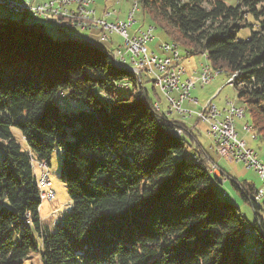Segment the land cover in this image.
<instances>
[{"label":"trees","instance_id":"trees-1","mask_svg":"<svg viewBox=\"0 0 264 264\" xmlns=\"http://www.w3.org/2000/svg\"><path fill=\"white\" fill-rule=\"evenodd\" d=\"M133 1L180 59L182 49L205 56L228 80L237 75L240 108L264 138V0ZM63 95L83 107L61 110ZM154 104L140 76L113 66L112 52L55 42L43 26L0 27V264H23L32 254L41 264H249L247 229L252 253L264 252L255 187L232 182L256 216L251 227L239 205L215 191L222 183L210 160L186 159L188 142L174 133L183 125ZM55 149L70 209L49 229L35 164L49 166Z\"/></svg>","mask_w":264,"mask_h":264},{"label":"rangeland","instance_id":"rangeland-1","mask_svg":"<svg viewBox=\"0 0 264 264\" xmlns=\"http://www.w3.org/2000/svg\"><path fill=\"white\" fill-rule=\"evenodd\" d=\"M222 1L226 2L229 6H234L235 4V0H222ZM103 3L106 2L98 1L96 4V9H98L100 5H103ZM134 5L135 3L133 0H113V2L111 1L109 2V7H112L111 10L115 12V15H119L118 17L121 20L126 19L128 17V12L131 11L132 7L134 8ZM27 16H28L26 23L27 25H30L31 23H36V20H32L33 18H31V16L29 15ZM134 17H135V25L132 28L128 29V34L132 35L134 33H138L139 30H146L149 27H151L150 17L148 15H143L140 9L135 13ZM0 18H3L4 20L3 22H0L1 28H4V25H8L9 22L21 23L23 21L22 16H14L8 10L4 9L1 6H0ZM81 22H83V20H81ZM38 23H41V21H38ZM83 23L97 24L88 21H84ZM53 29L54 31L53 33H51V35L53 36L52 38L55 42H64L65 39H68L70 35H73L75 33L72 32L70 28L57 30L56 27H53ZM95 30L99 31L100 33L99 35H101L100 30L98 29ZM79 32L85 33L86 35H89L87 33H90V31L85 32L82 30H79ZM79 32L78 34H80ZM245 34H247L246 31L242 33V36H244ZM114 38L116 42L115 48H118L123 45L122 38L118 36ZM97 43H98L97 45L98 48L100 47L104 49L107 47L104 43L98 41ZM164 43H167L166 37H164L158 29L154 30V39L148 45L149 52L151 53L152 51H154V53L157 54L158 56H162V51L160 50V47ZM180 53L182 60L180 58L179 60L180 62L182 61L181 62L182 66L187 71V78H189L192 81L195 80L197 83L196 87L191 92V98H193L194 100L197 99L198 105L193 106L186 103L183 107L184 111L193 113L194 117L192 118V121H196L195 119L197 118L195 115L198 112H200L203 108H205L209 103L212 106H214L218 111H223L224 109H226L227 107L226 102H231L234 103L235 105L238 103L237 104L238 106L243 105L242 102L238 100L237 92L233 87V85L230 83V81L234 80L233 77L231 80L228 81V77L225 74L216 75L208 85L202 87L201 85H199L200 82L198 83L199 75L202 66H206L207 64H209L207 58L205 56L186 57L182 49H180ZM142 80H143V87H145V89L149 91L151 99L154 100L155 102L158 101L157 105L160 107L161 112H158L156 110L155 112L158 115L166 116L171 121H174L172 118V114L166 112L168 108L166 97L161 92L158 86L153 88L152 80H154V77L147 76L144 73L142 75ZM123 86L127 87L128 89V86L126 84H124ZM117 91L121 97L123 98L128 97L129 90L118 88ZM142 91L144 92V90ZM56 103L61 110L67 112L80 110L83 107L82 103L70 101L69 98L66 97L65 95L56 97ZM173 114L176 115V113ZM186 119H188V116L187 118H185L184 116L182 117L179 116L178 120L176 121L182 126L183 125L182 123H184ZM246 123L249 125L250 124L253 125L252 119L249 115H247L243 121L237 120L236 123L237 133L240 134V137H242L245 140L248 148L252 149L256 153V155L258 156V160L264 164V138L261 136V134L258 133V131L255 130L253 132L249 131L251 134L245 132L243 130V126ZM182 128H183V132L186 135L182 133V130L178 129V131L181 132V135L184 136L183 139L185 140V142L186 141L188 142L186 148V159L188 161H191L193 156L205 157L206 155H208L218 166L219 170L225 172V176H224V179H226L225 184H219L215 181L214 184L215 191L223 201L233 204L237 203V205H239L240 207L241 214H243L247 218L250 226L253 227V223L256 216L250 205L243 202L239 193L233 187L232 182L237 181L241 184L247 183L248 185H253L256 190H259L262 187V180L260 179L259 175L255 171L246 168V166L243 165L242 163H236L234 161H230L228 159H224L218 156L214 149L213 140L208 134V126L206 124L204 123L198 124L196 132L193 133L195 138L189 135L190 133L192 134L191 130L185 129L184 126H182ZM13 135L15 140L19 143V145H21L23 149H26V142L22 138L20 132L13 129ZM253 135H256L255 139L252 137ZM191 141L193 142V144H191ZM212 164L213 163L210 164L209 162L210 166ZM37 175L41 176L40 169H37ZM216 176H218V174H216ZM48 177H49V181L51 182V190L54 192L55 198L53 200H45L42 202L40 207V218L44 227L53 229L70 209L69 195L66 186L62 180V153L59 149H55L52 153L50 165L48 166ZM224 194H226V197H223ZM2 206L3 204L0 201V209L2 208ZM259 213L261 214V216H264V212L260 211ZM253 235H247L249 237L248 238L249 246H248V250H246V252L244 253L246 260L249 264H253L259 261L260 259L264 258V252L261 251L260 247L257 246L258 249L257 253L253 254L251 251L252 248L255 247V245L253 244L254 241V237H252ZM23 264H41V263L38 262V256L32 254L29 259L23 262Z\"/></svg>","mask_w":264,"mask_h":264},{"label":"built area","instance_id":"built-area-1","mask_svg":"<svg viewBox=\"0 0 264 264\" xmlns=\"http://www.w3.org/2000/svg\"><path fill=\"white\" fill-rule=\"evenodd\" d=\"M98 1L110 2L113 0H0V5L8 9L15 15L28 14L34 19H45L48 23H55L58 29L70 28L82 31H93L96 26L105 27V35H99V42L108 44L112 38L118 36L123 39V45L112 51L117 63L123 66H133L142 75L154 77L155 85L166 97L168 112L177 113L185 118L193 117L192 112L183 110L185 101L193 102L191 92L195 88V83L187 78L186 69L181 66L179 58L176 56V47L169 43L161 46L162 56L154 52H149L148 45L154 39V29L139 30L138 33L124 34L125 25H135V13L138 8H133L128 12V17L119 20L111 9H106L102 17L97 16L95 9ZM81 11L93 14L99 18V25H91V29L81 28L77 22H63L57 19V12ZM216 75L212 71H207V67L202 66L199 81L202 87L208 85ZM177 94V95H175ZM156 111H160L157 103L154 104ZM188 113V114H187ZM199 123L208 126V134L213 140L215 152L218 156L236 163H242L246 168L255 171L262 180L261 189L257 190L255 201L258 205L264 203V164L258 160L256 153L248 148L247 143L238 137L236 131L237 117H244L242 111L236 109L234 103L229 102L226 109L218 111L210 103L196 115ZM243 130L249 134L247 123ZM175 135L180 137L181 132L177 129ZM41 170L39 196L42 201L53 200L55 194L51 188L48 178L46 163H40ZM218 174V180L225 184L223 174L218 166L213 163L210 166ZM226 195V194H224Z\"/></svg>","mask_w":264,"mask_h":264},{"label":"crops","instance_id":"crops-1","mask_svg":"<svg viewBox=\"0 0 264 264\" xmlns=\"http://www.w3.org/2000/svg\"><path fill=\"white\" fill-rule=\"evenodd\" d=\"M37 1H39V0H37ZM112 2V1H111ZM114 3H116V2H114ZM111 9L112 7H109V2L108 3H103V5H100L99 7H98V9H96V7H95V9L97 10V16L98 17H102V15H103V12L106 10V9ZM119 16V15H118ZM58 19V18H57ZM118 19L119 20H121L119 17H118ZM0 22H3L4 20H3V18H0ZM32 20H34V19H32ZM59 20V19H58ZM124 20V19H123ZM23 21H24V24L25 25H27L26 23H27V17H23ZM38 21H41V23H38ZM65 21L66 22H68L69 20H67V19H65ZM34 22V21H33ZM32 25H34V26H36V25H38V26H43V28L51 35V33H53V31H54V29H53V27H55V24H49L45 19H37L36 20V23H31L30 25H27V26H32ZM48 25V26H47ZM50 28V29H49ZM81 28H83V29H90V28H85L84 26H81ZM95 29H98V30H100V32H101V35L103 34V31H102V29L101 28H95ZM72 32H75L73 35H70V37L68 38V39H65L64 41H68V40H78V41H87V42H89L90 44H93V45H95V46H97L98 45V43H97V41L99 42V31H97V30H93V31H90V33H87V34H89V35H86L85 33H82V32H79V29H70ZM52 31V32H51ZM77 32V33H76ZM78 32L80 33V34H78ZM86 32V31H85ZM51 37H53L52 35H51ZM116 37V36H115ZM107 47L106 48H104V49H106V51H108V52H112L113 50H115V49H117V48H115V45H116V42H115V38L113 37L112 38V41H111V43H108V44H105ZM119 48V47H118ZM161 49V48H160ZM152 52H154V51H152ZM116 60V58H114V56H113V64H114V61ZM182 62V61H181ZM115 66V65H114ZM181 66H182V63H181ZM215 75H218V73H215ZM219 75H221V74H219ZM192 77V76H191ZM193 78V77H192ZM196 78V77H195ZM198 78V77H197ZM229 81V80H228ZM194 83H195V87H196V85H197V83H196V81L194 80L193 81ZM200 81H198V83H199ZM199 85H200V83H199ZM175 95H177V94H175ZM193 99V98H192ZM155 102V101H154ZM155 103H158V101H156ZM186 103H188L189 105H193V106H196V105H198V101H197V99H193V102L192 103H190L189 101H185L184 102V104H183V107H184V105L186 104ZM229 102H226V105L228 104ZM238 104V103H237ZM236 104V105H237ZM78 105V104H77ZM225 105V106H226ZM238 106V105H237ZM236 106V107H237ZM239 107H242V106H239ZM168 108H167V111L166 112H168ZM164 111H165V109H164ZM179 116L180 117H182V115H180V114H177L176 113V115L175 114H172V118H173V120L174 121H176V120H178V118H179ZM194 117V116H193ZM193 117H191V118H188V119H186V121H184V123H182L183 124V126H184V128L185 129H187V130H191L192 131V134L193 133H195L196 132V129H197V126H198V124H199V121L197 120V119H195L196 121H192V118ZM244 120V119H243ZM243 120H239V121H243ZM236 131H237V128H236ZM238 134V133H237ZM238 137L241 139V140H244L242 137H240V134H238ZM245 141V140H244ZM191 144H193V142L191 141ZM204 155H206V154H204ZM203 158H205V159H209L210 160V164L211 163H214V161L208 156V155H206L205 157H203ZM221 171V173L223 174V177L225 176V172H223L222 170H220Z\"/></svg>","mask_w":264,"mask_h":264},{"label":"bare ground","instance_id":"bare-ground-1","mask_svg":"<svg viewBox=\"0 0 264 264\" xmlns=\"http://www.w3.org/2000/svg\"><path fill=\"white\" fill-rule=\"evenodd\" d=\"M134 8H137V5H136V3H135V5H134ZM57 18L59 19V21H63V22H66L65 21V19H67V20H71V21H73V22H77V23H80L81 24V26H84L85 28H90L91 29V25H99V19H96V17L93 15V14H90V13H84V12H81V11H74L73 13H71V12H57ZM92 18H94V19H92ZM76 20V21H75ZM81 20H83V22L84 21H88V22H94V23H97V24H87V23H83V22H81ZM101 28L102 29V31H103V34L102 35H105V27H103V26H96L95 28ZM133 26L132 25H125V27H124V34H128V29H130V28H132ZM150 28H152V27H150ZM153 29V28H152ZM174 47H176L175 45H174ZM161 48V47H160ZM176 56L179 58V54H178V50H177V47H176ZM114 65H115V67L116 68H118V69H121V70H125V71H128V72H130V73H132V72H134V73H132L135 77L137 76V77H139L140 76V74H138V71H136V69L135 68H133V66H123V67H121L120 66V64H118L117 63V60H115L114 61ZM204 67H207V71H211L210 70V68H209V66L208 65H206V66H204ZM237 77V75L235 74V75H233V79H235ZM232 82H233V80L232 81H230V83L232 84ZM236 109L238 110V111H242L243 113H244V110L242 109V108H240V107H236ZM170 114V113H169ZM245 114V113H244ZM244 119V117H237V120H243ZM247 126H248V129H249V131H252V127L249 125V124H247ZM46 168H47V165H46ZM211 173V175H213V176H215V177H218V176H216V172L213 170V169H211V171H210ZM38 180V187H39V184H40V177L37 179ZM39 210V209H38ZM27 218H28V216H27ZM27 224H29L30 225V221H27ZM247 227H249V226H247ZM249 228H251V227H249ZM252 229V228H251ZM245 234H247V235H250V234H254V232L253 231H251V230H249V229H247V230H245ZM247 237V236H246ZM253 237V236H252ZM253 251H255V250H253Z\"/></svg>","mask_w":264,"mask_h":264},{"label":"water","instance_id":"water-1","mask_svg":"<svg viewBox=\"0 0 264 264\" xmlns=\"http://www.w3.org/2000/svg\"><path fill=\"white\" fill-rule=\"evenodd\" d=\"M1 6V5H0ZM1 7H3V6H1ZM4 8V7H3ZM4 9H6V8H4ZM6 10H8V9H6ZM9 11V10H8ZM10 12V11H9ZM11 14H13L14 16H22V18L23 17H28L27 15L28 14H20V15H15L14 13H12V12H10ZM30 16V15H29ZM32 18V17H31ZM34 19V18H33ZM34 20H37V19H34ZM49 24H52V23H49ZM53 24H55V23H53ZM15 25L17 26V27H33L34 25H32V26H27V25H25L24 24V21H22L21 23H15ZM55 27L57 28V26H56V24H55ZM45 30V29H44ZM57 30H62V29H58L57 28ZM46 31V30H45ZM47 32V31H46ZM48 33V32H47ZM49 34V33H48ZM50 35V34H49ZM51 36V35H50ZM52 38V37H51Z\"/></svg>","mask_w":264,"mask_h":264}]
</instances>
